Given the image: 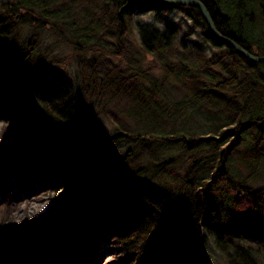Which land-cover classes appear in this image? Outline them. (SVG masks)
Instances as JSON below:
<instances>
[{
	"label": "trees",
	"instance_id": "16d2710c",
	"mask_svg": "<svg viewBox=\"0 0 264 264\" xmlns=\"http://www.w3.org/2000/svg\"><path fill=\"white\" fill-rule=\"evenodd\" d=\"M201 1L222 34L264 54V0ZM136 7L166 6L0 0V209L32 189L67 193L19 226L0 216V264L64 255L71 244L82 264L105 250L133 255L130 264H200L208 240L227 264H264V62L214 36L193 6L178 7L207 44L225 51L209 56L201 47L190 61L176 55L173 62L176 30L139 21L142 50L128 43L127 57L122 46ZM52 36L74 44L79 90L92 100L86 110L65 90L69 56L48 55L45 39ZM145 53L154 63L144 64ZM155 66L174 73L186 87L182 97L168 96L166 76L151 73ZM197 104L205 108L202 124L192 114ZM94 106L112 132L94 125ZM111 148L121 149L116 163L95 154ZM172 198L178 206L167 205Z\"/></svg>",
	"mask_w": 264,
	"mask_h": 264
},
{
	"label": "rangeland",
	"instance_id": "374dc122",
	"mask_svg": "<svg viewBox=\"0 0 264 264\" xmlns=\"http://www.w3.org/2000/svg\"><path fill=\"white\" fill-rule=\"evenodd\" d=\"M164 9L160 8H154L153 10H146L142 11L139 8H134V11L132 13L131 19L128 24V32L126 33L124 37V44L125 46H122L124 49V52L121 50L118 52H123L121 54H124L128 57L126 52V46L131 45L133 48L137 50H142L139 35L137 32V22L142 23H148L152 27H155L157 29L163 30L167 24L170 25V27L174 28L176 30V37L173 39L172 42V48H173V54L171 56V59L173 62L177 61L178 58H175V56H182L185 57L184 61H190L188 59L195 58L196 54L195 52L198 51L197 48L204 47L206 50V53L211 56L214 51H225V46L215 48L211 47V45L207 44L202 38V32L201 27H196L193 23V20L190 19L185 12L178 6H169V7H163ZM207 25V24H206ZM208 27V26H207ZM189 31V34L187 35V32ZM186 33V34H185ZM56 37V36H54ZM52 37H47L45 39L44 46H48L47 49L48 55L52 53H58L59 55L63 57L69 56L68 61L67 60V70L70 71L69 74H71V80L68 81L65 90L70 89L69 92V98L73 100L75 105H78L80 108L86 110V104L91 103L92 100L86 98L83 99V91L78 86L77 81V74L76 69H78L77 63L78 62L76 51L74 49V44L70 43L69 41L63 40V39H57ZM203 37V36H202ZM63 40V41H62ZM112 41L116 42V37H112ZM195 41H201V44L196 45ZM186 43L185 46L182 45V43ZM110 45H112L111 42H109ZM57 45V47H53ZM196 45L195 47H192ZM52 46V47H51ZM189 47L192 48L191 52L189 51ZM46 48V47H45ZM44 48V49H45ZM110 49V48H109ZM109 49H104L103 52L107 53ZM144 52V51H143ZM190 52V53H189ZM31 55V54H30ZM31 57V56H30ZM33 58V55L30 59ZM226 58H224L225 60ZM125 61L124 57L122 59ZM155 55L147 54L145 53L144 56V64H151L154 63ZM226 61V60H225ZM28 66L25 68L26 73L29 74L31 71L29 68H31L34 64H31L30 61L27 63ZM36 65V64H35ZM261 65V64H260ZM217 69H220L219 67H216ZM39 72V68L37 67L35 70V73ZM73 72V73H72ZM152 75L155 76H163L165 75L168 80V88L167 91L168 96H170L173 99H178L182 97L183 89L186 88L179 80H177L174 77V73H165L164 70H162L161 67L155 66L154 69H152ZM26 76V75H24ZM248 87L250 88L251 84L247 83ZM167 88V89H168ZM76 90V91H75ZM64 92V91H62ZM61 92H57V95H60ZM72 97V98H71ZM85 106V107H83ZM193 105H191L192 108ZM197 106V107H196ZM203 106V105H202ZM199 107L198 104L193 106L192 114H194V118L196 121H198L200 124H202L203 121V115L205 113V108ZM190 108V109H191ZM197 109V111H196ZM99 106H94L93 110H89L88 113L92 117H94L93 120H95V126H99V128L103 131H106L107 133L113 131V124L112 122L101 115L99 112ZM95 112V113H94ZM98 113V114H97ZM94 114V115H93ZM194 125L197 123L193 121ZM1 130V125H0ZM95 151V150H94ZM121 149L120 148H111L104 152H98L96 151L95 154L99 157L101 161L108 162L107 160L110 159L112 162H117L119 158V153ZM106 164V163H105ZM264 171V168L261 169V171ZM259 183L262 182L260 177H257V180ZM255 182V183H258ZM33 192L24 200L20 201L19 203L14 204H6L0 209V216L2 219H6V216H10L14 223H16L18 226L24 222V219L28 220H36L43 216V214L47 211L48 207L52 204V202H60L65 199L67 196V193L65 190H55V191H48V192H40L37 189H32ZM163 190L160 188H155V201L160 205H163ZM175 200L172 198L167 202V205L170 206H178ZM162 209V208H161ZM190 215V210L187 209V214ZM205 251L203 254V257L201 259L200 264H227L226 257L223 253L218 251L213 244H211V241L208 240L205 242ZM72 245V246H71ZM69 246V250L65 252L64 255L68 256L69 263L64 261L63 254H59V252H43L41 254V258L36 260L32 259L31 263L27 264H82L84 263L83 260H81V252L78 251L76 244H71ZM259 251H262L259 249ZM97 253L94 252V255L96 256ZM62 255V256H61ZM136 254L134 253V256ZM60 256V257H59ZM54 257H58L57 259L53 260ZM133 255L130 257L126 254L116 252H111L109 250H105V252L101 255L97 254L96 258H93V263L91 264H130L129 262L132 260ZM133 264V263H132Z\"/></svg>",
	"mask_w": 264,
	"mask_h": 264
},
{
	"label": "water",
	"instance_id": "95a60500",
	"mask_svg": "<svg viewBox=\"0 0 264 264\" xmlns=\"http://www.w3.org/2000/svg\"><path fill=\"white\" fill-rule=\"evenodd\" d=\"M150 1H152L154 3H159V4L164 5V6H170V5L179 4V5H190V6L196 7L199 10L202 18L206 22L210 32L214 36L219 38L225 44L230 45L235 50H237V51L241 52L242 54H244L251 61L264 62V54L259 55V54L252 53L248 49L242 47L234 39L230 38L227 35L222 34L216 28L215 23H214L211 15H210V12L208 11V9L206 8V6L204 5V3L201 0H150Z\"/></svg>",
	"mask_w": 264,
	"mask_h": 264
},
{
	"label": "flooded vegetation",
	"instance_id": "af4514ba",
	"mask_svg": "<svg viewBox=\"0 0 264 264\" xmlns=\"http://www.w3.org/2000/svg\"><path fill=\"white\" fill-rule=\"evenodd\" d=\"M159 4V3H158ZM164 6V5H163ZM170 6H190V5H179V4H175V5H170ZM166 7H169V6H166ZM191 7V6H190Z\"/></svg>",
	"mask_w": 264,
	"mask_h": 264
}]
</instances>
